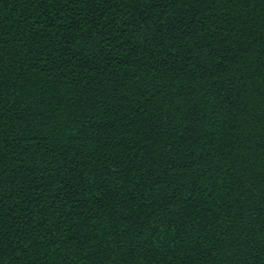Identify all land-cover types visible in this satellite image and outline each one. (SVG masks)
Listing matches in <instances>:
<instances>
[{
	"label": "trees",
	"instance_id": "obj_1",
	"mask_svg": "<svg viewBox=\"0 0 264 264\" xmlns=\"http://www.w3.org/2000/svg\"><path fill=\"white\" fill-rule=\"evenodd\" d=\"M0 264H264V0H0Z\"/></svg>",
	"mask_w": 264,
	"mask_h": 264
}]
</instances>
